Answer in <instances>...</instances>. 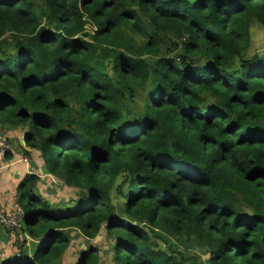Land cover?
Instances as JSON below:
<instances>
[{
    "label": "trees",
    "instance_id": "1",
    "mask_svg": "<svg viewBox=\"0 0 264 264\" xmlns=\"http://www.w3.org/2000/svg\"><path fill=\"white\" fill-rule=\"evenodd\" d=\"M254 22L264 30V0H0V127L23 130L43 174L79 191L52 204L25 174L0 264H59L70 229L102 228L113 264H264Z\"/></svg>",
    "mask_w": 264,
    "mask_h": 264
},
{
    "label": "rangeland",
    "instance_id": "2",
    "mask_svg": "<svg viewBox=\"0 0 264 264\" xmlns=\"http://www.w3.org/2000/svg\"><path fill=\"white\" fill-rule=\"evenodd\" d=\"M87 29H90L89 26H87ZM251 32V38H252V44L250 48L249 55H252L254 52H261L264 47V30L263 27L258 23L254 22L251 25L250 28ZM10 128H1L0 127V140L6 141L7 149L4 151H0V155H4L7 151H10L14 146V144L11 143L9 138L5 135V130ZM1 130H4L2 133ZM19 129L14 130V134H17ZM23 137V135H22ZM10 144V148H9ZM26 158V160H25ZM24 161L28 162L29 159L27 157H24ZM4 168L3 165L0 163V173L2 169ZM40 188L38 190V193L40 196L45 197L50 203L57 204L59 206H64L67 204V200H74L79 193V191L73 187L66 186L61 181L56 180L54 177L49 176L45 179H40ZM15 206H13L14 208ZM6 210L0 205V209L3 215H11L15 213L14 210ZM19 214L22 212L19 211ZM4 217V216H3ZM5 218V217H4ZM3 221L0 220V228L3 227L1 224ZM2 229V228H1ZM1 232V231H0ZM70 244L67 249V251L64 253L65 255L60 259L59 264H75L78 258V253L82 250H85L87 248H93L97 250V263L98 264H113V252H112V246L113 241L112 238L109 237L108 234H106L105 229L102 228L98 235L94 239H86L84 236H82L77 230L70 229ZM159 234V235H157ZM154 235L159 236V239H156L155 236L153 237L155 242L158 243L160 247L165 246V242H172L173 245H177L178 242L175 238L171 237V235H168L167 233H164L163 231L155 230ZM17 243L19 244L18 240ZM17 244L10 240L8 236V241L6 242L4 250L1 252L4 257H7L12 254V251H15ZM19 248V247H18ZM187 248L193 249L191 250V254L196 255L198 257V261H203L207 258V255L203 253L202 249L198 248L197 246L194 248L193 244H190ZM200 261V262H201Z\"/></svg>",
    "mask_w": 264,
    "mask_h": 264
},
{
    "label": "crops",
    "instance_id": "3",
    "mask_svg": "<svg viewBox=\"0 0 264 264\" xmlns=\"http://www.w3.org/2000/svg\"><path fill=\"white\" fill-rule=\"evenodd\" d=\"M15 129L5 130V135L7 138H9L11 143L14 144V147L10 150L11 159H5L3 155H0V163L4 166L0 173V205L6 210L13 208V198L15 197L16 187L25 174L31 172L38 174L40 173L41 179L48 178V175L43 174L42 171V159L40 158V153L38 151L29 150L24 147V141L22 137V135L24 136L23 130L19 129L17 134H14ZM1 132L3 133L4 130H1ZM23 151H27L28 155L23 154ZM24 157H27L29 161L25 162ZM4 247V242L0 241V250L3 251Z\"/></svg>",
    "mask_w": 264,
    "mask_h": 264
},
{
    "label": "built area",
    "instance_id": "4",
    "mask_svg": "<svg viewBox=\"0 0 264 264\" xmlns=\"http://www.w3.org/2000/svg\"><path fill=\"white\" fill-rule=\"evenodd\" d=\"M6 141L0 140V151H4L6 148ZM9 148H10V144H9ZM26 160V158H25ZM14 199V208H15V213L11 214V215H3L0 209V220L3 221V223H1L4 228H6L7 230H9L11 232V238H14V232L19 230V220H20V214L18 213L19 211H21L19 205H18V199L16 197L13 198ZM5 218H4V217ZM18 250V249H17ZM2 251L0 250V260L3 257V254L1 253Z\"/></svg>",
    "mask_w": 264,
    "mask_h": 264
}]
</instances>
